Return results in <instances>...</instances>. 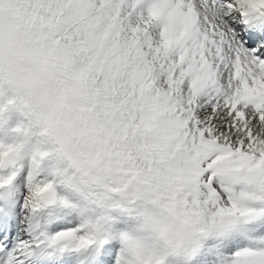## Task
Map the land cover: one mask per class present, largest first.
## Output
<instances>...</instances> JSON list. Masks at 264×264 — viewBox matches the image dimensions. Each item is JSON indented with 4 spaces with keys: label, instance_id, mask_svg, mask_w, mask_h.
I'll return each mask as SVG.
<instances>
[{
    "label": "snow or ice",
    "instance_id": "obj_1",
    "mask_svg": "<svg viewBox=\"0 0 264 264\" xmlns=\"http://www.w3.org/2000/svg\"><path fill=\"white\" fill-rule=\"evenodd\" d=\"M0 264H264V0H0Z\"/></svg>",
    "mask_w": 264,
    "mask_h": 264
}]
</instances>
